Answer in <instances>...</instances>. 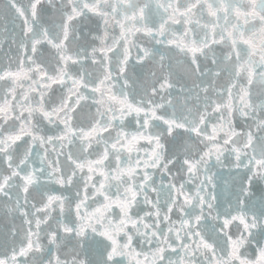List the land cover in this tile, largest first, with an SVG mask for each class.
<instances>
[{
  "label": "snow or ice",
  "instance_id": "6c2138e0",
  "mask_svg": "<svg viewBox=\"0 0 264 264\" xmlns=\"http://www.w3.org/2000/svg\"><path fill=\"white\" fill-rule=\"evenodd\" d=\"M0 264H264V0H0Z\"/></svg>",
  "mask_w": 264,
  "mask_h": 264
}]
</instances>
